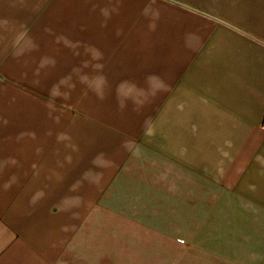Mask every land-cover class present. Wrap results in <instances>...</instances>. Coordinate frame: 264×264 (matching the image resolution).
Here are the masks:
<instances>
[{
  "label": "crops",
  "instance_id": "crops-1",
  "mask_svg": "<svg viewBox=\"0 0 264 264\" xmlns=\"http://www.w3.org/2000/svg\"><path fill=\"white\" fill-rule=\"evenodd\" d=\"M209 186L264 227V0H0V264H159Z\"/></svg>",
  "mask_w": 264,
  "mask_h": 264
},
{
  "label": "rangeland",
  "instance_id": "rangeland-1",
  "mask_svg": "<svg viewBox=\"0 0 264 264\" xmlns=\"http://www.w3.org/2000/svg\"><path fill=\"white\" fill-rule=\"evenodd\" d=\"M216 193L209 186L208 200L202 203L208 208L207 226L201 232L175 233V248H161L159 264H264V227H255L252 217L221 215L222 209L233 208V202L218 199ZM192 203L193 209L200 207L198 201ZM217 209L220 215L212 216Z\"/></svg>",
  "mask_w": 264,
  "mask_h": 264
}]
</instances>
